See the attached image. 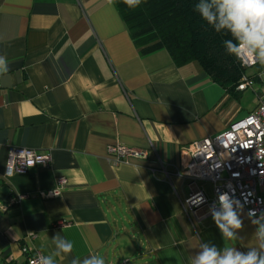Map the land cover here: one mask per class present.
Returning <instances> with one entry per match:
<instances>
[{
  "label": "crops",
  "instance_id": "0c3cea01",
  "mask_svg": "<svg viewBox=\"0 0 264 264\" xmlns=\"http://www.w3.org/2000/svg\"><path fill=\"white\" fill-rule=\"evenodd\" d=\"M0 56V188L10 189L0 198V264H26L24 244L53 264H193L202 244L259 247L264 218L240 214L242 229L225 241L211 214L197 219L185 205L213 184L191 185L177 169L184 145L257 107L264 65L246 69L252 88L229 91L198 61L177 65L165 48L140 53L107 0H0ZM118 142L145 156L114 163L107 149ZM11 145L49 152L50 166L7 176ZM59 177L60 194L40 196Z\"/></svg>",
  "mask_w": 264,
  "mask_h": 264
},
{
  "label": "built area",
  "instance_id": "2783aa9c",
  "mask_svg": "<svg viewBox=\"0 0 264 264\" xmlns=\"http://www.w3.org/2000/svg\"><path fill=\"white\" fill-rule=\"evenodd\" d=\"M237 55L243 67L255 66L245 51L243 42ZM253 77L243 74L236 89L239 91L252 88ZM108 154L114 163L128 161L130 158L145 156L140 150L130 148L122 143L110 144ZM52 161L51 154L38 149H30L11 145L8 148L6 175L24 173L35 167L47 168ZM177 173L185 177L191 185L197 181H208L213 184L212 197L202 189L192 190L185 205L197 219H203L211 214L210 209L215 205L219 210L218 194L230 192L241 201L240 214L256 217L264 211V196L259 188L264 187V91L257 107L243 117L231 122L227 129L216 136H208L190 142L181 148V161ZM67 184L65 177L57 179L54 189L40 193L42 197L58 196ZM25 195H18L21 201ZM257 210L255 216H250V210ZM36 233H29L30 239L36 238ZM27 255L26 264H41L45 258L40 252L33 253L27 245L22 246ZM127 258L117 264H129Z\"/></svg>",
  "mask_w": 264,
  "mask_h": 264
},
{
  "label": "trees",
  "instance_id": "16d2710c",
  "mask_svg": "<svg viewBox=\"0 0 264 264\" xmlns=\"http://www.w3.org/2000/svg\"><path fill=\"white\" fill-rule=\"evenodd\" d=\"M201 2L208 0H141L134 8L124 0L114 4L140 53L165 48L177 65L198 61L214 82L232 91L246 68L237 55L228 53L224 42L241 41L208 25L195 11Z\"/></svg>",
  "mask_w": 264,
  "mask_h": 264
},
{
  "label": "clouds",
  "instance_id": "9594fccd",
  "mask_svg": "<svg viewBox=\"0 0 264 264\" xmlns=\"http://www.w3.org/2000/svg\"><path fill=\"white\" fill-rule=\"evenodd\" d=\"M115 0H107L112 6ZM130 8L138 7L141 0H124ZM195 11L216 32L225 30L234 38L243 42L246 53L253 64L264 65V0H208L207 3H197ZM225 47L229 54L237 55L240 44L226 40ZM239 59V56L237 55ZM0 70L7 71V60L0 56ZM264 76V73H261ZM219 210L215 205L210 209L214 223L219 228L222 238L233 240L237 232L242 229L243 221L237 209H242L241 201L235 198L234 192L218 194ZM257 210H250V216H255ZM260 218H264V211H260ZM259 223V221H254ZM256 236L261 242L259 247H253L246 252L236 248L225 247L218 249L215 245L202 244L201 251L195 257L193 264H264V224H259ZM58 248L64 253H71L73 245L59 237ZM35 264V261H33ZM41 264H53L51 258L41 259ZM73 264H78L73 260ZM83 264H106L99 256L85 259Z\"/></svg>",
  "mask_w": 264,
  "mask_h": 264
},
{
  "label": "rangeland",
  "instance_id": "374dc122",
  "mask_svg": "<svg viewBox=\"0 0 264 264\" xmlns=\"http://www.w3.org/2000/svg\"><path fill=\"white\" fill-rule=\"evenodd\" d=\"M254 99V93L251 90H248L247 92H245L244 98L242 99V102L245 106L252 104V100ZM211 185L208 183L206 186V191L207 194L209 195V197H212V190H211ZM126 256H130L131 258H135L136 257V251H133V249H131L130 251H128L126 253Z\"/></svg>",
  "mask_w": 264,
  "mask_h": 264
},
{
  "label": "water",
  "instance_id": "95a60500",
  "mask_svg": "<svg viewBox=\"0 0 264 264\" xmlns=\"http://www.w3.org/2000/svg\"><path fill=\"white\" fill-rule=\"evenodd\" d=\"M9 194H10L9 187L3 186L2 188H0V198L3 199L5 202L8 201Z\"/></svg>",
  "mask_w": 264,
  "mask_h": 264
}]
</instances>
